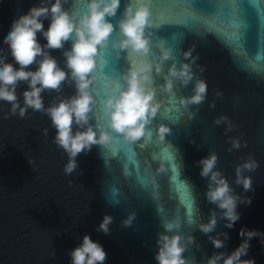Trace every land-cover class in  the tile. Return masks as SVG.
Masks as SVG:
<instances>
[{"label": "clouds", "instance_id": "1", "mask_svg": "<svg viewBox=\"0 0 264 264\" xmlns=\"http://www.w3.org/2000/svg\"><path fill=\"white\" fill-rule=\"evenodd\" d=\"M158 28L151 0H124L123 5L122 0H37L13 20L3 37L6 52L0 48V102L9 105L4 119H23L29 110L46 115L55 130L52 143L68 158L63 171L72 176L79 166L77 157L94 146H111L113 134L124 145L141 141L160 113L159 93L166 94L173 105H179L193 117L195 113L189 110L190 106H199L207 99V84L194 71V66L199 67L198 56L192 55L194 49L181 50L183 59H180L164 40H159L156 45L159 56L154 58V29ZM41 37L45 43L40 42ZM102 50L110 51L117 62L124 61L114 75L103 72ZM56 51L61 53L62 62L52 54ZM166 61L171 64L165 72ZM199 70L204 71L202 67ZM157 77H162L163 83H158ZM177 85L179 88L192 85V94L180 95ZM22 86L25 87L18 93ZM66 87L72 90L70 94H65ZM98 92L104 94L99 101ZM45 95L53 97L47 106ZM214 124L225 125L226 136L233 130L226 116L218 117ZM48 134L49 130L44 129L42 135ZM170 134L169 126L157 125L158 142H164ZM228 143V152L247 146L235 137H229ZM173 147L175 157L169 158H178L182 169V155ZM238 159L241 162L234 165L232 182L217 167L219 157L215 151L196 161L200 176L207 180L205 199L215 207L209 209L207 222H203L198 210L195 216L187 217L186 224L192 231L207 236L218 251L198 262L195 257H186L190 246L196 245L195 237L181 231V219H172L164 222V230L156 234L157 264H256L254 258L242 257L248 255L252 239L259 237L264 245V232L242 227L238 233L241 243L228 253L222 249L230 239L229 233L216 231L221 221L226 229H232L241 218L238 207L252 202L251 197L237 194L233 184L242 186L244 193L253 191L250 173L260 165L251 154ZM160 170H164L163 165ZM187 184L195 189L190 182ZM134 219L135 213H130L122 226L130 227ZM112 223L113 217L105 215L97 231L109 235ZM69 256L70 264H105L108 258L103 246L88 234L69 251Z\"/></svg>", "mask_w": 264, "mask_h": 264}]
</instances>
